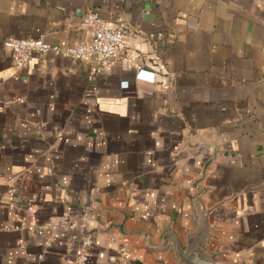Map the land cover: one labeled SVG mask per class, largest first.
<instances>
[{
	"label": "crops",
	"instance_id": "obj_1",
	"mask_svg": "<svg viewBox=\"0 0 264 264\" xmlns=\"http://www.w3.org/2000/svg\"><path fill=\"white\" fill-rule=\"evenodd\" d=\"M88 12L129 51L14 65L5 39L88 43ZM200 217L219 264H264V0H0V264H76L85 233L86 264H182Z\"/></svg>",
	"mask_w": 264,
	"mask_h": 264
},
{
	"label": "built area",
	"instance_id": "obj_2",
	"mask_svg": "<svg viewBox=\"0 0 264 264\" xmlns=\"http://www.w3.org/2000/svg\"><path fill=\"white\" fill-rule=\"evenodd\" d=\"M84 26L93 33V38L88 43H78L76 45L64 47L56 43H51L47 40L46 34L42 33L37 38L23 39H5L3 44L5 47L13 50L14 65L17 68H22L27 65L35 54L47 53L53 51L61 56L71 59H85L89 56H98L100 64H105L109 59L120 58L130 49V44L127 42V31L120 27L110 26L104 19L93 12H88L84 18ZM145 70L139 67L137 77L141 78ZM155 73H151L148 80L154 81ZM9 207L15 213L16 220L20 226L17 229L21 230L26 227L23 220L22 212L29 211L33 215L37 209L34 204L30 203L26 207L17 205L13 200L10 201ZM82 220L87 221V212L82 215ZM36 218L33 217L32 228L36 227ZM43 227H53L50 224H45ZM23 243V239L21 240ZM93 237L90 233H85L81 241V250L78 254L76 264H86L92 252ZM127 254V253H125Z\"/></svg>",
	"mask_w": 264,
	"mask_h": 264
},
{
	"label": "water",
	"instance_id": "obj_3",
	"mask_svg": "<svg viewBox=\"0 0 264 264\" xmlns=\"http://www.w3.org/2000/svg\"><path fill=\"white\" fill-rule=\"evenodd\" d=\"M196 231L188 237L186 248L180 240L175 239L177 255L182 264H219L214 255L205 248V241L209 233V225L205 218L198 219Z\"/></svg>",
	"mask_w": 264,
	"mask_h": 264
}]
</instances>
